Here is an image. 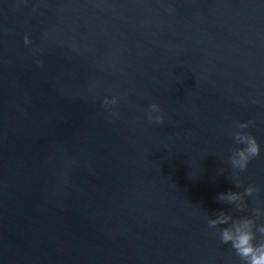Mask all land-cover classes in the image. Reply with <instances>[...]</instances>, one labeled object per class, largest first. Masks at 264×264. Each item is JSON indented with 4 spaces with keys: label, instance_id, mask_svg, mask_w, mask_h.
Returning a JSON list of instances; mask_svg holds the SVG:
<instances>
[{
    "label": "water",
    "instance_id": "1",
    "mask_svg": "<svg viewBox=\"0 0 264 264\" xmlns=\"http://www.w3.org/2000/svg\"><path fill=\"white\" fill-rule=\"evenodd\" d=\"M241 219L264 241V0H0V264H243Z\"/></svg>",
    "mask_w": 264,
    "mask_h": 264
},
{
    "label": "clouds",
    "instance_id": "2",
    "mask_svg": "<svg viewBox=\"0 0 264 264\" xmlns=\"http://www.w3.org/2000/svg\"><path fill=\"white\" fill-rule=\"evenodd\" d=\"M24 43L30 44L31 37L28 34L24 36ZM38 64H43L40 60ZM247 121L241 123V127L248 126ZM246 142V147L238 152V159L235 163L239 164L241 168L246 167L247 160L250 156L258 155L260 152V144L255 136L244 133L239 137ZM251 191V189H246ZM222 198L235 201L240 198L241 194L237 192H228L221 194ZM231 219L229 216L221 215L209 221L210 225L217 223H227ZM251 219H241L235 227H224L220 232V239L222 243H229L235 250V253L242 259L243 264H264V241H259L256 238V232L252 228ZM260 231L264 232V227Z\"/></svg>",
    "mask_w": 264,
    "mask_h": 264
}]
</instances>
